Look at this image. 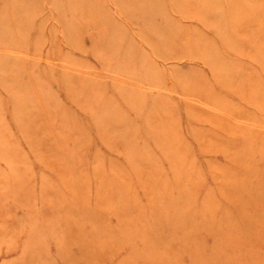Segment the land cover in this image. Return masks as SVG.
I'll return each mask as SVG.
<instances>
[{"label": "rangeland", "instance_id": "obj_1", "mask_svg": "<svg viewBox=\"0 0 264 264\" xmlns=\"http://www.w3.org/2000/svg\"><path fill=\"white\" fill-rule=\"evenodd\" d=\"M0 264H264V0H0Z\"/></svg>", "mask_w": 264, "mask_h": 264}]
</instances>
